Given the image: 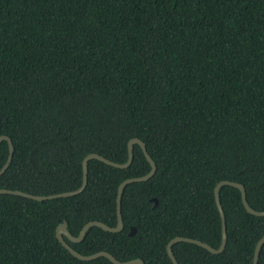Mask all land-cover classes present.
Returning <instances> with one entry per match:
<instances>
[{"label": "trees", "instance_id": "obj_1", "mask_svg": "<svg viewBox=\"0 0 264 264\" xmlns=\"http://www.w3.org/2000/svg\"><path fill=\"white\" fill-rule=\"evenodd\" d=\"M1 134L14 150L0 188L36 195L78 188L88 153L122 163L130 138L145 143L156 170L124 186L123 228L65 238L79 253L173 264L175 236L217 248L218 181L241 183L264 210V0H0ZM7 155L2 140L0 168ZM149 169L134 144L126 168L88 160L78 194L1 193L0 264H113L77 259L55 227L65 221L76 236L90 220L114 226L118 184ZM219 198L224 250L175 242L178 264H251L264 216L248 213L233 186Z\"/></svg>", "mask_w": 264, "mask_h": 264}, {"label": "water", "instance_id": "obj_2", "mask_svg": "<svg viewBox=\"0 0 264 264\" xmlns=\"http://www.w3.org/2000/svg\"><path fill=\"white\" fill-rule=\"evenodd\" d=\"M2 140H5L8 144V155H7V159H6L5 163L0 168V175L7 169L8 165L10 164L11 159H12V155H13V150H14L13 143H12L11 138L9 136L1 134L0 135V142ZM134 144H138L140 146L146 160L148 161V163L150 165V169L144 175L126 178L118 184L117 193H116V224L114 226H109V225H107V224H105L99 220H90V221L86 222L81 227V229L79 230V232L76 236H73L67 230V223L65 221H62L60 224H58L55 227V237L61 243V245L69 251V253L71 255H73L74 257H76L77 259H80V260H91V259L97 258L99 256H103V257H106L107 259H109L113 264H144V262L140 258H132V259L121 261V260L115 258L111 253L104 251V250H99L97 252L84 255V254L79 253L75 249H73L65 240V238H67L71 242H79L83 238V236H84L85 232L88 230V228H90L92 226H97V227L101 228L102 230L108 231V232H118L123 228L121 211H120V201H121V195H122V191H123L124 186L128 183L135 182V181H145V180L149 179L155 173V170H156V164H155L154 160L151 158V156L147 153L145 143L137 137H132L127 142V159L125 162H122V163L114 162V161L109 160L108 158H106L100 154H97V153L91 152V153L86 154L81 161L82 181H81L80 186L74 190L63 191V192H58V193H53V194H48V195H36V194H32V193H27V192H24L21 190H17V189L0 188V194L1 193L15 194V195L30 198L33 200H37V201L52 199V198H57V197H69V196L78 194L84 189V187L87 184V162H88V160L97 159V160L102 161L103 163H105L107 165H111V166H114L117 168H126L130 165V163L132 161L133 145ZM223 185L233 186L240 191L242 204L248 213H251V214L256 215V216H264V210L257 211V210H255L249 206V204L246 200V196H245V188L241 183L236 182V181L227 180V179H222V180L218 181L214 186L213 193H214L215 203H216V206H217V209H218V212L220 215V219H221V241H220L219 246L217 248H214L211 245H209L208 243L203 242V241L198 240V239H194V238H190V237H184V236H175V237L171 238L166 244V251H167L168 257L170 258V260L172 261L173 264H178L174 254H173L172 248H171L172 244L175 242L184 241V242L193 243V244H196V245H199V246L205 248L206 250H208L211 253H220L224 250L225 244H226V239H227V234H226L225 215H224V212H223V209H222V206L220 203V198H219V189ZM150 200L153 201V205H156L157 199L155 197H152ZM133 233H134V228L131 227L130 231L128 232V235H132ZM263 243H264V234L257 240V242L255 244L251 264L257 263L258 254H259L260 248H261Z\"/></svg>", "mask_w": 264, "mask_h": 264}]
</instances>
